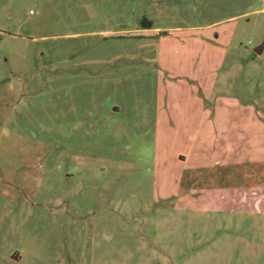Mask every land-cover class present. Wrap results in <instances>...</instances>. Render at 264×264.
<instances>
[{
    "label": "rangeland",
    "instance_id": "obj_1",
    "mask_svg": "<svg viewBox=\"0 0 264 264\" xmlns=\"http://www.w3.org/2000/svg\"><path fill=\"white\" fill-rule=\"evenodd\" d=\"M259 115L264 0H0V264H264Z\"/></svg>",
    "mask_w": 264,
    "mask_h": 264
},
{
    "label": "crops",
    "instance_id": "obj_2",
    "mask_svg": "<svg viewBox=\"0 0 264 264\" xmlns=\"http://www.w3.org/2000/svg\"><path fill=\"white\" fill-rule=\"evenodd\" d=\"M258 109H260L261 107L260 106H257ZM259 120L256 119L252 122V128H254V131H253V135L257 136V137H260V136H264V116H261L259 115ZM233 127H236L237 131L239 132L238 129H240V131L242 132L244 130V123H236V125H232ZM240 132V133H241ZM243 133V132H242ZM235 135H237V133H235ZM226 138V135L223 136V140ZM233 139H236V137H232ZM264 142V141H263ZM231 143L232 144H236L238 143V139L237 140H231ZM234 147V146H233ZM232 147V148H233Z\"/></svg>",
    "mask_w": 264,
    "mask_h": 264
},
{
    "label": "water",
    "instance_id": "obj_3",
    "mask_svg": "<svg viewBox=\"0 0 264 264\" xmlns=\"http://www.w3.org/2000/svg\"><path fill=\"white\" fill-rule=\"evenodd\" d=\"M261 50H262V46H259V47L256 48L257 52H260Z\"/></svg>",
    "mask_w": 264,
    "mask_h": 264
}]
</instances>
